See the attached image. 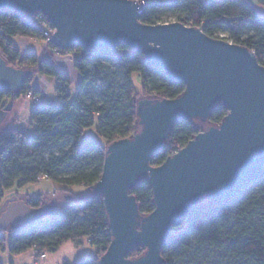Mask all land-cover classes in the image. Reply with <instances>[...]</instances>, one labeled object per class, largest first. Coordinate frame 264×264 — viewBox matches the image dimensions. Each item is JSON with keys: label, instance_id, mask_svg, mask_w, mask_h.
<instances>
[{"label": "trees", "instance_id": "1", "mask_svg": "<svg viewBox=\"0 0 264 264\" xmlns=\"http://www.w3.org/2000/svg\"><path fill=\"white\" fill-rule=\"evenodd\" d=\"M141 1L144 4L139 22H171L161 20L162 15L169 14L174 16L172 21L199 28L209 37L253 50L257 61L264 65V15L244 0ZM256 1L264 7V0ZM19 37L42 39V26L21 13L0 10V55L7 64L32 71L17 92L0 91V108L10 97H25L29 92L39 96L40 89L31 86L35 75L53 80L57 103L33 102L30 135L14 126L0 129V207L7 191L42 178L92 190L102 171L106 146L132 136L137 130L138 94H143L141 98H174L184 89L182 83H172L163 71L146 64L141 52L123 44L97 50L76 45L63 50L72 53V66L79 76L76 100L72 102L69 100L72 81L64 70L50 58L20 52ZM134 73L139 79V90L133 85ZM226 113L219 104L204 123L176 122L168 139L150 158V165H160L204 126L219 123ZM91 126L100 139L82 141L84 129ZM56 145L66 147L59 148L49 158L33 160ZM130 193L135 196L142 215L152 211L151 190L145 180ZM25 199L33 207L46 201V209L37 219L0 231V250L8 242L10 253L33 249L38 254L53 251L65 241L81 244L86 239L94 247V255L76 264H98L111 238L101 194L92 191L80 202L67 205L63 215L43 223L38 221L43 215L57 213L54 205H48V195L37 193ZM144 249L137 246L127 257H137ZM161 255L165 264H264V167L233 198L200 204L184 214L171 227Z\"/></svg>", "mask_w": 264, "mask_h": 264}, {"label": "water", "instance_id": "2", "mask_svg": "<svg viewBox=\"0 0 264 264\" xmlns=\"http://www.w3.org/2000/svg\"><path fill=\"white\" fill-rule=\"evenodd\" d=\"M144 1L0 0V10L23 15L42 13L53 32L50 42L67 50L113 49L125 45L144 62L182 83L174 98H141L137 130L110 142L102 171L91 186L101 194L110 241L98 264H165L161 255L173 224L190 209L233 198L264 167V65L253 50L205 35L178 21H138ZM32 71L6 63L0 55V91L17 92ZM221 104L227 113L206 125L157 166L149 163L180 120L204 123ZM141 180L151 190L153 209L139 212L130 193ZM39 207L13 197L0 207V231L39 218ZM137 246L144 251L129 258Z\"/></svg>", "mask_w": 264, "mask_h": 264}, {"label": "rangeland", "instance_id": "3", "mask_svg": "<svg viewBox=\"0 0 264 264\" xmlns=\"http://www.w3.org/2000/svg\"><path fill=\"white\" fill-rule=\"evenodd\" d=\"M140 2L141 0H136ZM260 13V12H259ZM262 14V13H261ZM264 15V14H263ZM174 16L169 14L162 15L161 20L172 21ZM39 43L44 45V40L39 39ZM29 48H34L33 41H29ZM36 47V45H35ZM22 52V50H20ZM68 71V70H67ZM66 73V71H64ZM68 77L72 81L70 85V98L69 100L74 102L77 86L79 82V76L77 73L67 72ZM66 73V74H67ZM40 75L33 76L34 83L31 86H37L39 89L42 88V94L45 95V103L56 104L57 98L54 92V88L51 85H47L43 80L40 79ZM49 80V79H48ZM133 85L136 90L140 89L139 79L136 73L132 76ZM86 89L93 92L91 86H87ZM143 97L142 93L138 94V97ZM6 107H9L11 114H16V122L14 127L19 130L25 131L26 135H30V111L33 106V101L29 98H25L22 95L19 97H10L6 99ZM41 101V98H39ZM12 107V109H11ZM9 118V117H8ZM29 129H28V128ZM88 139H100L99 136L94 131V126L84 129L82 141H87ZM65 145H56L50 147L48 150L44 151L42 154L35 156L33 160H38L40 158H49L50 155H56L59 148H65ZM16 188V187H15ZM19 193H24L26 195H34L40 192L47 193L49 196V201L57 209L56 214H45L38 221L39 223L45 222L47 219L55 218L63 215L65 207L72 203H78L82 198L91 193L92 190L86 186L82 185H64L58 182H54L47 178H42L35 182L26 183L18 188H16ZM13 193L6 192V197L13 196ZM5 197V198H6ZM8 242L5 244V248L0 250L1 264H34L36 261V253L33 249H27L21 253H10L8 251ZM95 249L91 246L86 239H83L81 244H77L72 241L63 242L57 249L53 251H44V258L40 260L37 264H76L81 259L92 257L94 255ZM45 261V263H44Z\"/></svg>", "mask_w": 264, "mask_h": 264}, {"label": "crops", "instance_id": "4", "mask_svg": "<svg viewBox=\"0 0 264 264\" xmlns=\"http://www.w3.org/2000/svg\"><path fill=\"white\" fill-rule=\"evenodd\" d=\"M244 1L247 2L249 5H251L258 12L264 14V7L259 5L256 0H244ZM29 41H33L34 48H29V46H28L29 45ZM17 43L20 46V50H22V52H25V51L32 52L37 57L41 56V57H44V58H50V59L53 58L54 59V63L60 69L66 71V73L68 71L71 72L72 74L76 73L74 68H73V66H72V61L70 59H68V58H66L64 56H59V57L52 56L50 48H47L44 45H41L39 43V40L30 39V38H27V37H19V38H17ZM35 45H36V47H35ZM67 75H68V73H67ZM40 77H41L40 79L43 80L42 82H44L45 84L50 85V86L52 85L53 88H54V83H53V80L51 78H48V77H45V76H41V75H40ZM55 95H56V93H55ZM39 98H41V101H45V95L42 94V88H40ZM56 98H57V96H56ZM6 101L7 100L4 101L3 107L0 108V129L7 128L9 126H14L15 122H16V118H17L16 114H11L10 113V109H8L9 107H6ZM11 109H12V107H11ZM19 131L25 133V131H22V130H19ZM30 132H32L31 127H30ZM8 193H13L14 195L10 196V197H6V195H5V197H6L5 201L15 197V195L20 196V197L28 196V195H26L24 193H19V191H17L16 188L10 189L8 191ZM40 193H43V192H40ZM29 196H33V195H29ZM49 200L50 199H49V196H48L47 203H48V205H52ZM0 262H1V259H0ZM44 263H45V261H44Z\"/></svg>", "mask_w": 264, "mask_h": 264}, {"label": "built area", "instance_id": "5", "mask_svg": "<svg viewBox=\"0 0 264 264\" xmlns=\"http://www.w3.org/2000/svg\"><path fill=\"white\" fill-rule=\"evenodd\" d=\"M24 16H26L31 21L38 22L42 26V39L44 40V46L50 48L52 56L54 57L64 56L71 60V54H72L71 52H63L61 48L53 45L50 42V37L53 32V28L48 23L46 17L42 13L36 12L33 14H26ZM75 46L76 45L72 46V48H74ZM50 60L54 63L53 58ZM25 98H29L33 102L39 101V96H34L30 92L25 94ZM44 256H45L44 252H40L36 254V261L34 262V264H37L40 260L44 258Z\"/></svg>", "mask_w": 264, "mask_h": 264}, {"label": "bare ground", "instance_id": "6", "mask_svg": "<svg viewBox=\"0 0 264 264\" xmlns=\"http://www.w3.org/2000/svg\"><path fill=\"white\" fill-rule=\"evenodd\" d=\"M263 11V10H262Z\"/></svg>", "mask_w": 264, "mask_h": 264}]
</instances>
